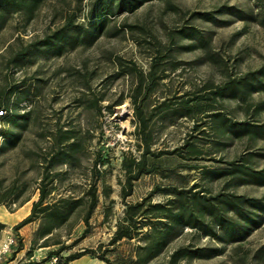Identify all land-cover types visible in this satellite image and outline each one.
<instances>
[{
  "label": "rangeland",
  "instance_id": "1",
  "mask_svg": "<svg viewBox=\"0 0 264 264\" xmlns=\"http://www.w3.org/2000/svg\"><path fill=\"white\" fill-rule=\"evenodd\" d=\"M171 2L177 9H171L164 1L152 0L133 13L111 16L109 26L121 28L117 33H102L93 43L67 48L61 55L38 56L31 64L9 70L4 68L1 59L0 89L6 82H18L25 78L26 87L10 94V105L18 98L17 109L20 112L31 110V115H35L36 112L39 115L35 124L29 123L27 128L22 129V138L17 145L0 149L2 185L17 177L19 182L25 183L22 194L28 197L26 204L16 202L13 205L9 201L0 203V219L3 220V224H7L4 242L11 240L3 253L7 264L13 258H17L15 264L31 262L50 264L51 256L65 257L69 253L84 249L93 250L89 254L94 256L103 254L112 264H129V258L134 254L133 248L138 243L137 239L123 238L113 244L108 243L116 223L123 216L125 202L138 200L147 195L155 184L187 186L196 183L215 191L221 182L204 179L203 166H216L218 163L214 161L215 159H230L244 151L245 139L219 138L209 126L202 125L199 130H204V133L199 134L202 137L196 140L202 149L200 159L186 161L176 156L162 157L160 160L164 168L162 173L143 174L134 181L132 193L125 201L120 195L121 186L125 181L121 164L123 155L131 152L137 156L141 150L137 146L133 109L127 96L130 77L120 74L117 56L131 59L143 69L147 68L149 61L146 43L136 40V36L144 35L143 32L135 29L131 35L129 31L123 29L124 21L142 25L163 39L166 27L176 26L187 19L209 33L211 49L226 60L229 69L234 73L258 66L264 56L263 27L238 20L228 13L218 15L219 18L227 20L222 26L199 18H189L192 10H210L220 4L246 7L250 5L247 0H171ZM86 3L87 0H82L81 3L78 0H42L28 20L23 11L11 13L0 28V54H5L8 44L15 48L53 30L62 22L67 11L76 9L78 19L84 21ZM176 58L183 63L178 68L168 71V76L160 81L153 98L170 95L172 92L181 93L209 79L215 82L221 79L222 73L218 64L202 57L200 48L177 52ZM86 81L88 87L83 85ZM4 96L1 95L3 100ZM93 97L100 99L99 104L102 107L100 115L95 112V108L87 105V100ZM251 98H264V92H254ZM118 101V104H114ZM108 104H112L110 110L105 108ZM216 104L234 118L244 117V112L235 99L217 98ZM4 115L5 111H0V144L4 139L2 131L8 126ZM254 118L264 121V110ZM57 122L64 128L75 127L80 134L88 130V139L79 152L78 161L73 164L56 163L52 167V171L57 172V175L51 197L81 195L94 179L93 163L96 160L98 174L95 183L98 203L89 219V232L84 237L80 236L85 225L80 213L76 212L64 225L44 237L40 234L43 224L41 217L18 229L14 228L15 224L29 214L32 203L38 198L36 180L40 176V168L36 161L37 153L47 148L49 142L47 139L38 138L36 129L51 128ZM152 127L153 149H170L181 145L189 133L198 134V130L193 128V119L188 117L179 118L173 124L156 121ZM258 146L264 147V140L254 143V147ZM254 161L258 166L264 165V157H257ZM232 189L248 195L264 194V186L247 184L237 185ZM150 197L152 201H163L166 195L153 191ZM263 240L264 219L239 243L240 248L237 250L233 248L238 243L221 244L186 227L182 234L169 244L166 251L181 243H208L222 247V252L209 258H185L179 264H240L239 256L242 254L246 255V264H261L250 259V255ZM166 251L148 264L161 262Z\"/></svg>",
  "mask_w": 264,
  "mask_h": 264
},
{
  "label": "trees",
  "instance_id": "2",
  "mask_svg": "<svg viewBox=\"0 0 264 264\" xmlns=\"http://www.w3.org/2000/svg\"><path fill=\"white\" fill-rule=\"evenodd\" d=\"M152 0H87L83 13L84 21L77 17L76 9L67 11L62 22L53 30L40 38L32 39L12 48L8 44L5 54H0L5 69L24 67L33 63L38 56L61 55L67 48L76 45H89L102 33L115 34L121 28L109 26L110 17L133 13L143 4ZM164 1L171 9H177L171 0ZM250 5L240 7L234 4H220L210 10H192L189 18H199L215 25L227 23L218 17L228 13L238 20L252 22L264 28V0H247ZM42 0H0V28L9 15L23 11L26 20L31 19L34 11ZM79 3L82 0H78ZM188 18V19H189ZM123 29L133 33L135 29L143 32L136 36L138 42L146 43L149 61L146 69L139 67L131 59L117 56L120 74L130 77V87L127 96L133 109L137 146L141 152L134 155L124 154L122 169L125 181L121 186L120 195L125 201L132 193L133 183L143 174L162 173L160 164L162 157L176 156L182 160H198L202 149L196 143L200 139V126L207 125L219 138L245 139L244 151L230 159H215L216 166H203L202 177L207 181L218 180L220 186L211 191L200 184L178 186L176 184H155L151 189L166 195L163 201H152L150 193L138 200L127 201L124 205L123 216L116 223V228L110 237L109 244L123 238L137 239L133 257L129 264H148L155 257L165 252L169 244L180 236L184 228L208 236L221 244L238 243L233 250L240 248L242 242L257 228L264 219V194L248 195L235 192L232 187L237 185L264 186V165L258 166L254 159L264 157V147H254L258 140H264V121L254 116L264 110V98L252 99V93L264 92V56L258 66L241 73L232 72L226 60L210 47L211 36L207 31L189 22L187 19L176 26L166 27L164 37L159 38L144 26L136 23H122ZM146 36V37H145ZM200 48L202 57L211 59L218 64L221 79L217 82L206 80L192 89L181 93L172 92L153 98L159 83L168 76V71L178 68L183 62L176 58V53ZM7 52V53H6ZM7 77V76H6ZM88 87V82H84ZM26 87L25 78L18 82H6L0 89V111H5L8 126L2 131L4 139L0 149L13 147L21 141L22 129L29 123L35 124L38 113L31 115V110L19 111L17 98L9 103L10 94ZM4 96V100L1 98ZM155 97V96H154ZM235 99L241 106L244 117L234 118L226 111L217 107V98ZM99 98L87 100L89 107L102 114ZM117 103L114 104H118ZM112 104L105 106L111 108ZM188 117L193 119V128L198 134L189 133L183 143L173 148L153 149L152 124L160 121L163 124H173L177 119ZM38 138L47 139V148L39 150L37 165L40 168L36 180L38 198L32 205L29 214L14 225L15 229L33 219L41 217L43 224L40 234L44 237L54 229L64 225L73 213H80L85 228L80 237H84L90 229L89 219L98 203L96 187V160L93 163L94 179L90 181L85 191L79 196L51 197L57 172L52 171L56 163L73 164L79 160V152L83 149L88 136V130L80 134L75 127L64 128L55 123L51 128H37ZM217 142V139H215ZM214 140V141H215ZM214 143V142H213ZM218 143V142H217ZM24 182L13 177L7 184L2 185L0 179V203L12 202L22 204L28 200L23 196ZM0 223V227H1ZM47 238V237H46ZM44 238V239H46ZM93 252L84 249L80 252L58 256L56 264H64L82 254ZM222 252V247L212 244L181 243L166 251L161 262L157 264H179L185 258H209ZM97 258L112 264L103 254ZM245 254L239 256L240 264H246ZM250 259L264 264V240L251 252Z\"/></svg>",
  "mask_w": 264,
  "mask_h": 264
},
{
  "label": "crops",
  "instance_id": "3",
  "mask_svg": "<svg viewBox=\"0 0 264 264\" xmlns=\"http://www.w3.org/2000/svg\"><path fill=\"white\" fill-rule=\"evenodd\" d=\"M28 201H25L24 204H26ZM29 209V207H27ZM25 215V214H24ZM22 215V216H24ZM0 223L1 224V227H0V247L1 245L4 243L5 241V238H6V225L7 224H3V220L0 219ZM14 224H10V226H12ZM17 258H13V259H10L8 261V264L10 263H16V260ZM0 264H7L6 263V260H5V254L1 253L0 252ZM64 264H107L105 261L97 258L96 256L94 255H91L89 253H85V254H82L80 255L79 257L75 258V259H72V260H69L68 262L64 263Z\"/></svg>",
  "mask_w": 264,
  "mask_h": 264
},
{
  "label": "built area",
  "instance_id": "4",
  "mask_svg": "<svg viewBox=\"0 0 264 264\" xmlns=\"http://www.w3.org/2000/svg\"><path fill=\"white\" fill-rule=\"evenodd\" d=\"M13 205H15V203H13ZM10 241L11 240H9V242H4L3 244H2V247L0 248V252L1 253H4V251L6 250V248H7V246H8V243H10ZM49 263L50 264H54V263H56L57 262V260H58V256H51L50 258H49ZM29 264H36L35 262H31V263H29Z\"/></svg>",
  "mask_w": 264,
  "mask_h": 264
},
{
  "label": "water",
  "instance_id": "5",
  "mask_svg": "<svg viewBox=\"0 0 264 264\" xmlns=\"http://www.w3.org/2000/svg\"><path fill=\"white\" fill-rule=\"evenodd\" d=\"M118 114H116V116H117Z\"/></svg>",
  "mask_w": 264,
  "mask_h": 264
},
{
  "label": "bare ground",
  "instance_id": "6",
  "mask_svg": "<svg viewBox=\"0 0 264 264\" xmlns=\"http://www.w3.org/2000/svg\"><path fill=\"white\" fill-rule=\"evenodd\" d=\"M124 112V111H123ZM124 114V113H123Z\"/></svg>",
  "mask_w": 264,
  "mask_h": 264
}]
</instances>
